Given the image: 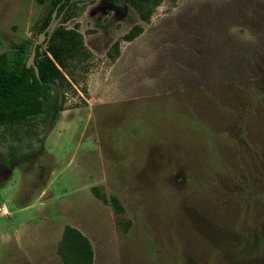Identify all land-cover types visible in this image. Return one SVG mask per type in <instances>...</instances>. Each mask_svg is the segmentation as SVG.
Here are the masks:
<instances>
[{
	"label": "rangeland",
	"instance_id": "rangeland-1",
	"mask_svg": "<svg viewBox=\"0 0 264 264\" xmlns=\"http://www.w3.org/2000/svg\"><path fill=\"white\" fill-rule=\"evenodd\" d=\"M112 1L71 0L48 31L67 17L90 54L41 141L0 136V264H62L65 225L89 238L93 264H264V0H162L147 23ZM51 6L0 0V53L27 40L28 57ZM176 17L187 34L219 30L216 75L185 81L172 42L159 78L148 62L115 64L118 50L161 48L146 33ZM137 23L145 34L125 40Z\"/></svg>",
	"mask_w": 264,
	"mask_h": 264
},
{
	"label": "trees",
	"instance_id": "trees-1",
	"mask_svg": "<svg viewBox=\"0 0 264 264\" xmlns=\"http://www.w3.org/2000/svg\"><path fill=\"white\" fill-rule=\"evenodd\" d=\"M162 0H113L116 6L129 5L141 22H149ZM52 6L43 19L42 29L48 25L54 9L56 19L67 10L71 0H51ZM67 17L57 24L51 32H45V40L36 45L34 64L38 69L36 76L33 66L27 67L26 53L29 41L12 42L11 51L0 53V136L4 134L20 140V134H27L38 142L52 122L63 110L60 95L65 88H73V70L81 65L90 54L77 27L65 25ZM143 31L141 24L133 25L123 36L131 41ZM45 46L44 48H42ZM119 50L112 58L115 59ZM84 93L86 90L84 89ZM97 196L108 201L93 187ZM116 212L123 207L116 197L109 199ZM57 254L62 264H93L94 250L89 238L78 228L65 225L57 245Z\"/></svg>",
	"mask_w": 264,
	"mask_h": 264
},
{
	"label": "crops",
	"instance_id": "crops-1",
	"mask_svg": "<svg viewBox=\"0 0 264 264\" xmlns=\"http://www.w3.org/2000/svg\"><path fill=\"white\" fill-rule=\"evenodd\" d=\"M187 23H191L189 19L183 21L181 17L172 18L167 22H161L159 26L157 25L159 28L157 26L153 27L150 32L148 30L146 33L149 40L153 38L158 39V42L162 43L161 48H158L156 44L155 46L146 44L145 47L137 45V47H130L127 51L120 50L118 56L114 59L115 64L119 63L123 66H132L140 62H148L147 66L152 69V77L154 79L155 77L159 78L157 76L161 74L164 62L170 57L166 52H170V50L173 49H169L164 45H167L165 44L166 42H172L175 45L174 50L182 53L177 54V59L179 62H182V64L176 65V68L181 69V71L187 76L185 81H189L196 77L201 78L206 71L212 73L214 71V74L216 75L220 68V62H222L218 60L223 56L219 54L224 53L225 49L219 52L218 48L214 45L217 42L213 41L211 36L218 34L219 30L212 27L206 29H203L202 27H194L196 30L191 28V33L187 34V32H189V28L186 26ZM146 30L147 29H143L142 33L139 35L141 36L145 34ZM139 35L136 39L140 37ZM155 48L157 53L150 55L151 51H155ZM157 73L159 74L157 75ZM217 81L218 80L215 82ZM153 82L155 83V80ZM2 206L5 205L0 203V218L7 216V213L2 212ZM13 232L19 248L22 249L23 243L21 237H19V229L17 227L14 228Z\"/></svg>",
	"mask_w": 264,
	"mask_h": 264
},
{
	"label": "water",
	"instance_id": "water-1",
	"mask_svg": "<svg viewBox=\"0 0 264 264\" xmlns=\"http://www.w3.org/2000/svg\"><path fill=\"white\" fill-rule=\"evenodd\" d=\"M56 9L53 10L52 12V15H51V19L48 23V25L45 27V29L41 32L38 40H37V43H34L33 46H32V49H31V53L30 55L28 56L27 58V61H26V66L27 67H30V66H33L34 67V70H35V73H36V76L38 77V69L36 67V65L34 64V58H35V52H36V45L37 44H40L44 41V36H45V32L46 31H49L52 27V25L54 24V21L56 19Z\"/></svg>",
	"mask_w": 264,
	"mask_h": 264
}]
</instances>
